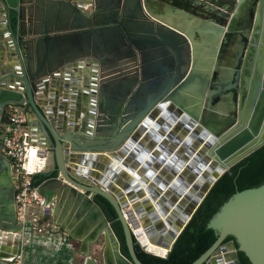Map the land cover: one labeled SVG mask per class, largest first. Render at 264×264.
Returning a JSON list of instances; mask_svg holds the SVG:
<instances>
[{
  "label": "water",
  "instance_id": "obj_1",
  "mask_svg": "<svg viewBox=\"0 0 264 264\" xmlns=\"http://www.w3.org/2000/svg\"><path fill=\"white\" fill-rule=\"evenodd\" d=\"M169 2L184 17L187 4L195 2L213 13L194 30L205 59L196 57L195 32H180L164 21L177 13L173 8L165 10V17L156 15L153 0H0L5 11L0 26L5 24L11 39L7 58L17 63L13 68L2 64L0 42V127L9 124L8 105L24 106L34 117V143L50 167L42 175L55 174L38 192L53 202L55 224L80 242L83 264H142L122 214L130 206L147 239L166 249V257L215 182L264 145V0ZM66 40L74 41V51L62 48L51 58L42 54V44ZM156 46L166 54V47L176 54L180 46L189 47L185 68L181 71L180 62L167 66L176 72L150 80L147 56ZM84 61L91 70L83 103L70 117L63 105L57 113L45 100L47 87L68 90L71 81L79 93L73 73ZM116 110L122 119L107 134V120ZM13 182L0 147V243L17 241L22 232ZM95 196L114 208L130 259L120 253ZM207 228L217 239L192 264H240L237 251L249 264H264V183L232 195ZM228 236L237 249L232 241L224 242ZM98 239L100 262L90 256V245ZM17 250L13 245L0 257Z\"/></svg>",
  "mask_w": 264,
  "mask_h": 264
},
{
  "label": "crops",
  "instance_id": "obj_2",
  "mask_svg": "<svg viewBox=\"0 0 264 264\" xmlns=\"http://www.w3.org/2000/svg\"><path fill=\"white\" fill-rule=\"evenodd\" d=\"M61 1L70 2L71 0H61ZM153 2L157 6L154 8L155 14L161 17H165L164 14H166L165 10L167 8H173L169 5L170 3L169 0H161V1L153 0ZM187 7H188L189 12L186 13L185 17L182 16L181 14H178L180 12L179 10L173 8V10L177 13L172 14V17L170 20L164 19V21L170 22V24L174 26L178 31L180 30V32L187 33L189 31L196 30V28H198L199 26V23L203 21L206 17L213 16V13H211V11H209L205 7H200L199 5H197L196 2L194 4H187ZM4 19H5V11H4V8L0 5V22L3 21ZM5 30H6L5 24L1 25L0 32L4 35V38L0 41L2 43V48H3L1 53L4 56V59L1 62L3 65L12 66L13 68V66H15L17 63L15 62L13 63V61H9L7 58V55L9 53L8 44L11 42V39H10L9 34L5 32ZM194 32H195L194 40L196 42L195 43L196 44V48H195L196 57L198 58V60L199 59L203 60L206 58V52L204 50L205 48L204 46L203 47L198 46L199 45L198 41H201V38L197 31H194ZM41 47H42V54L50 55L49 56L50 58L51 56H54L58 51L62 53V48L67 50L68 52H72L75 50L73 40H66L63 42V45L58 42L57 43L51 42L47 45L42 44ZM102 47L105 48L104 46ZM165 50L168 52V54L160 50V47H157V46L152 47L150 49V53L147 56L148 64L150 66L149 72H148V78L150 80L164 79L167 76H169V74H173L176 72L173 70V68L171 70H168L167 66L178 67L179 62H180L181 71L183 68H185V62L187 61V58L189 55V47H188V50L186 51L185 48H182L180 46L177 54L174 53L169 47H166ZM159 67H163V69H159ZM90 70H91L90 65L86 63L85 61L83 63L82 69L77 73H73V67L71 66L69 71L73 73V77L76 79V82L79 85V93L78 91L74 93V91L72 90L73 86H71V83H72L71 81H70V86L68 90H65L63 85H59L57 88L49 85L46 89L47 90L46 97H45L46 102L52 103V107L56 108L57 113L59 112V105H63L65 109L64 114L70 117L69 114L71 112H75L79 110V108L77 107L78 104L83 103L82 99L85 98V96L83 95L85 92H87V87H86L87 80L86 79H89ZM160 71L162 73H159ZM62 73L63 72L61 71L60 74ZM96 75H97V83H98V77L102 75L101 67L99 64H97V67H96ZM47 80H49L50 82V77H47ZM55 92L57 93V95H55V97H53L54 99H52L51 97L54 95ZM64 94H66V96H64ZM63 99L66 101L65 104H63L62 102ZM33 118L32 116H28V122H29L28 126L30 129L32 142H34V138L32 136V131H31L32 130L31 121L33 120ZM35 144L39 146L38 143H35ZM49 168H50L49 164L47 163V160H46V167L44 169V172L48 171ZM10 176H11V179H14L13 183L16 185L17 179H16L15 174L12 173L11 170H10ZM52 213H53V208L51 210V215L46 216L44 220H49L52 224H55L58 221V219L53 218ZM24 235L25 233L21 234L20 240L18 239L17 241H9L7 243H0V256L10 253L13 249V245H18L17 253L22 254L23 260L26 264H53L52 263L53 260L50 258L49 251H45V250L44 251H33L32 249H28L26 250L25 253H23ZM166 253L167 251L163 250V255H165ZM0 264H2L1 257H0Z\"/></svg>",
  "mask_w": 264,
  "mask_h": 264
},
{
  "label": "trees",
  "instance_id": "obj_3",
  "mask_svg": "<svg viewBox=\"0 0 264 264\" xmlns=\"http://www.w3.org/2000/svg\"><path fill=\"white\" fill-rule=\"evenodd\" d=\"M51 175H36L33 177V185L39 186ZM264 183V145L250 154L248 157L233 166L224 173L207 193L185 228L182 230L166 257L152 255L143 251L136 243L134 246L137 259L142 264H192L216 241L214 230L207 228L210 218L219 208L235 193L251 189ZM93 201L98 205L116 236L120 253L130 259L125 244L121 224L116 220L114 208L102 197L95 196ZM232 241L235 248L237 244L231 236L224 242ZM240 264H249L246 256L237 251Z\"/></svg>",
  "mask_w": 264,
  "mask_h": 264
},
{
  "label": "built area",
  "instance_id": "obj_4",
  "mask_svg": "<svg viewBox=\"0 0 264 264\" xmlns=\"http://www.w3.org/2000/svg\"><path fill=\"white\" fill-rule=\"evenodd\" d=\"M6 116L9 124L0 127L1 152L16 176L14 195V212L16 224L22 232L33 231L36 235L46 226L55 227L49 220L53 202L47 203L33 185V177L44 172L46 154L31 140L28 126L27 108L19 105H8ZM139 242V241H138ZM2 264H26L21 254L3 258Z\"/></svg>",
  "mask_w": 264,
  "mask_h": 264
},
{
  "label": "rangeland",
  "instance_id": "obj_5",
  "mask_svg": "<svg viewBox=\"0 0 264 264\" xmlns=\"http://www.w3.org/2000/svg\"><path fill=\"white\" fill-rule=\"evenodd\" d=\"M135 241L143 251L147 252L136 238ZM23 247V253L28 249H32L33 251H49L53 264H83L84 260V257L79 252L78 241L72 239L57 225L55 227L46 226L41 233H37L36 235L33 231H26ZM150 247L153 248L152 250L155 249L152 245ZM101 251L102 242L100 239L90 245V256L98 262L102 260ZM158 251L156 250L155 252L158 253ZM160 253L163 254L161 250Z\"/></svg>",
  "mask_w": 264,
  "mask_h": 264
},
{
  "label": "bare ground",
  "instance_id": "obj_6",
  "mask_svg": "<svg viewBox=\"0 0 264 264\" xmlns=\"http://www.w3.org/2000/svg\"><path fill=\"white\" fill-rule=\"evenodd\" d=\"M201 114L202 113L200 112V115L199 116H201ZM197 125L200 128L203 127V125H201L200 122H198ZM175 128H176V126L173 127L172 130H175ZM176 133L180 134V131H177ZM217 145H218V143L213 147L212 152L209 153V155L212 158H214L213 156L215 155L214 152H213V150H214V148ZM102 155H104V154H102ZM104 159H105V157H104ZM180 173H182V171ZM173 178L174 177H172V179ZM144 195L147 197L148 196V193L145 192ZM152 205H153V203H152ZM122 214L124 216L125 221L127 222L128 226H129V228L131 229L134 237L139 241V243L141 244V246L143 248H145L148 253H152V254L157 255V256H160V257H165L166 254L165 255L161 254L160 253V250L162 249L161 251L163 252V250H166V249H164L163 247H159L157 245H154L152 242H150L147 239V235H146L145 231L143 230V223L139 219L138 215L133 211L132 206H130L128 208H125V209H122ZM16 235H17V238H19V240H20L21 234L18 233ZM150 245L154 246L155 249L152 250L153 248H151ZM156 250H159L158 253L155 252Z\"/></svg>",
  "mask_w": 264,
  "mask_h": 264
},
{
  "label": "flooded vegetation",
  "instance_id": "obj_7",
  "mask_svg": "<svg viewBox=\"0 0 264 264\" xmlns=\"http://www.w3.org/2000/svg\"><path fill=\"white\" fill-rule=\"evenodd\" d=\"M223 5H227V3L223 4ZM122 119V114L121 112H119L118 110L114 111L108 118L107 122H108V131H106L107 134H110L113 132V129H111L112 127H116V124L118 125L119 122L121 121ZM116 123V124H115ZM139 137V136H138ZM181 139L183 140L184 138V135H180ZM165 145L170 148L172 151L174 150V148L172 147L171 144L165 142ZM175 152L176 153H179V154H182V151L181 150H178V148L175 149ZM64 230V229H63ZM79 243V246H80V242Z\"/></svg>",
  "mask_w": 264,
  "mask_h": 264
}]
</instances>
